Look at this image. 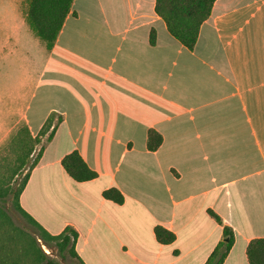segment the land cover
I'll list each match as a JSON object with an SVG mask.
<instances>
[{
    "label": "crops",
    "instance_id": "1",
    "mask_svg": "<svg viewBox=\"0 0 264 264\" xmlns=\"http://www.w3.org/2000/svg\"><path fill=\"white\" fill-rule=\"evenodd\" d=\"M19 5L0 16V153L22 128L36 138L57 124L35 148L22 208L51 235L73 228L84 264H205L224 227V264H248L264 237V0H217L193 50L156 0H74L35 76ZM73 151L96 179L66 173ZM156 226L175 241L159 243Z\"/></svg>",
    "mask_w": 264,
    "mask_h": 264
},
{
    "label": "trees",
    "instance_id": "2",
    "mask_svg": "<svg viewBox=\"0 0 264 264\" xmlns=\"http://www.w3.org/2000/svg\"><path fill=\"white\" fill-rule=\"evenodd\" d=\"M217 0H156L155 12L165 22L168 32L178 40L184 47L193 50L200 33L202 24L208 20L212 13L214 3ZM74 0H29L26 12V20L34 34L45 44L48 51L52 50L54 44L63 28L68 14L70 13ZM156 35L152 31L150 42L155 43ZM55 115H51L45 123L40 136L33 138L27 127L21 129L10 143V147L15 148L19 155L18 172L23 171L31 159L36 146L41 144V137L47 134L52 128L49 139H51L57 128L54 126ZM62 119L59 118L60 122ZM162 136L155 130L150 129L147 134V147L150 151H156L162 144ZM42 155V149L32 160L29 171L17 188H10L6 194H12L14 207L22 213L37 229L38 237L50 249L57 248L61 258L66 257V253L76 258L80 264L84 262L76 253V243L78 233L71 227H67L59 235H51L47 232L30 214L21 206L20 197L29 180L30 171L33 170L39 162ZM62 166L66 173L76 182H88L98 177L97 172L92 170L84 161L78 151L67 154L62 159ZM0 192V196H4ZM103 197L117 204L124 202L123 194L116 188H110L103 192ZM209 213L222 224L221 218L213 211ZM4 217L6 213L0 207V264H19V261H13L9 258L10 251L8 244L4 239ZM155 236L159 243L168 245L175 241L174 233L168 231L162 226L155 227ZM37 243V240H35ZM234 245V233L229 227L223 229V240L218 243L205 264H224L230 250ZM42 261L47 260L48 264H58L48 259L43 250L37 251ZM248 264H264V237L256 238L249 242L247 247Z\"/></svg>",
    "mask_w": 264,
    "mask_h": 264
},
{
    "label": "rangeland",
    "instance_id": "3",
    "mask_svg": "<svg viewBox=\"0 0 264 264\" xmlns=\"http://www.w3.org/2000/svg\"><path fill=\"white\" fill-rule=\"evenodd\" d=\"M20 10L26 14L29 0H19ZM12 9L11 0H0V16H4L8 10ZM26 19V15H25ZM10 16H7V21ZM25 38L29 41V52L32 59V76H35L41 69V55L45 50V44L34 34L30 28L27 20L25 27ZM24 127V126H22ZM20 127V128H22ZM19 128V129H20ZM23 129V128H22ZM18 151L10 147L4 148L0 153V192L4 196H0V207L4 209L6 217H4L5 236L4 239L8 244L10 251L9 258L13 261H19V264H48V261H42L39 257L38 250L41 248L46 256L51 261L58 264H80L79 261L72 257L69 252L66 253L65 258H61L58 254L57 248L50 249L38 237V231L35 226L14 207V200L12 194H6L10 188H17L24 179L25 174L29 171V166L37 153H33V157L26 165L23 171L17 170ZM37 240V243L35 242Z\"/></svg>",
    "mask_w": 264,
    "mask_h": 264
}]
</instances>
